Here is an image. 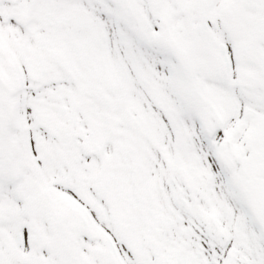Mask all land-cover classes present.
Here are the masks:
<instances>
[{
  "label": "snow or ice",
  "instance_id": "6c2138e0",
  "mask_svg": "<svg viewBox=\"0 0 264 264\" xmlns=\"http://www.w3.org/2000/svg\"><path fill=\"white\" fill-rule=\"evenodd\" d=\"M0 264H264V0H0Z\"/></svg>",
  "mask_w": 264,
  "mask_h": 264
}]
</instances>
